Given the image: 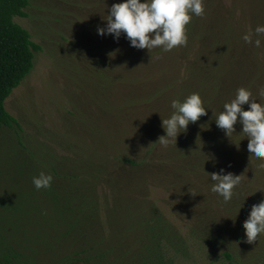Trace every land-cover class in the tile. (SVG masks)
I'll list each match as a JSON object with an SVG mask.
<instances>
[{
  "label": "rangeland",
  "instance_id": "obj_1",
  "mask_svg": "<svg viewBox=\"0 0 264 264\" xmlns=\"http://www.w3.org/2000/svg\"><path fill=\"white\" fill-rule=\"evenodd\" d=\"M220 2L225 10L234 2L242 4L237 13L245 6V12L247 8L252 12L245 19L253 20L254 27H264V0L254 1L250 7L245 5L249 0ZM25 12V17H14L13 21L28 31L40 49L33 52L29 74L4 101L19 127H0V264H59L67 252L66 239H60L64 236L65 199L74 195L67 183L90 181L98 169L95 156L104 163L102 176L93 181L102 213L106 209L115 214L125 204L135 212L137 203L142 207L144 201H155L170 213L169 219L182 235L196 223L215 221L220 227L225 224L229 232L231 229V238L236 240L238 217L232 213L228 217L215 197L203 205L205 184L191 193L192 175L183 166L172 169L170 165L173 139L167 145L156 142L164 131L155 125L168 116L170 107L162 105L164 100H150L154 80L145 76L154 70L153 60L146 57L137 64L123 62L121 71L130 69L128 77L117 80L109 96L98 83L96 96L91 65L99 49L95 45L107 44L103 35L96 34V28L104 26L100 24L106 10L96 0H29ZM119 40L122 46L127 45L125 38ZM118 51L117 55L125 53ZM129 76H135V81H129ZM115 95L123 101L133 99L121 104ZM126 159L149 167L162 161L164 168L153 167L154 172L143 173L124 163ZM41 171L52 176L46 189H36L31 182ZM157 172L166 178L154 176ZM178 177L185 183L178 184ZM133 180L138 184L130 188L127 183ZM191 198L195 206L185 208L182 204L177 209L181 220L175 219L171 215L175 203ZM236 242L237 264H264V240L256 237L243 245ZM205 252L195 249L193 256L180 264H222L215 259L216 249Z\"/></svg>",
  "mask_w": 264,
  "mask_h": 264
},
{
  "label": "trees",
  "instance_id": "obj_2",
  "mask_svg": "<svg viewBox=\"0 0 264 264\" xmlns=\"http://www.w3.org/2000/svg\"><path fill=\"white\" fill-rule=\"evenodd\" d=\"M254 1L258 0H249L245 5L250 7ZM96 2L107 14L108 7L120 0ZM233 4L225 10L220 0H203L201 16L189 13L191 19L185 26L186 44L169 51H163L159 47L136 49L128 46V42L126 46H122V42L119 39L113 40L111 34L103 35L107 44L95 45L99 49L96 61L91 65V74L96 79L94 94L97 96L95 88L100 84L109 96L116 88L117 80L123 78L124 81L128 77L130 69L121 71L123 62L133 61L137 64L147 57L154 63V70L145 76L154 80V97L151 95L147 99L153 97L150 100L154 99V103L164 100L162 105L168 104L170 107L172 99L183 100L193 92L199 93L206 114L196 122H190L186 130L173 140L170 165H173L172 169L183 166L186 173L192 175L191 184L189 183L191 193L198 191V185L205 184L207 196L204 197L203 205H207L210 198L215 197L218 206L228 217L231 213L238 217L236 240L243 245L246 238L241 224L250 206L264 199V167L260 166L259 159H247L244 152L247 138L241 137L238 122L233 125V132L225 135L224 130L216 127L214 120L216 114L222 111L223 104L234 97L235 90L239 87L245 88L250 95L249 101L241 106L242 112L247 110L248 103L264 106V94L258 95L264 90V37L259 38V47L246 44L241 39L242 34L254 30L257 25L254 27L251 23L253 20L245 19L252 13L251 10L248 11L247 8L245 12L244 6L238 14V8L242 4ZM28 5L29 0H0V127H19L17 121L6 111L4 101L29 74L33 67V52L40 49L39 45L31 41L28 31L13 21L14 17L26 16L25 9ZM102 24L104 21L100 25ZM120 37L124 39L123 33ZM253 39H256L254 35ZM101 50L104 52L100 54ZM116 50H121L118 53H122V50L125 53L117 55ZM113 52L115 54H109ZM131 52L133 54H129ZM128 79L134 82L136 78L129 76ZM121 97L117 98L115 95L121 104L133 99L127 97L123 101ZM171 112L170 107L168 116ZM157 128H162L161 122L155 125V129ZM96 157L94 163L98 169L92 173L90 181L78 185L72 181L67 183L74 195L68 194L70 199H65V216L62 220L64 236L60 239H66L67 252L62 255L59 264H180L193 256L195 249L199 253L206 250V254L216 249L215 259L222 264H237L234 254L237 242L232 240V231L230 229L229 232L225 224L220 227L215 221L210 224L206 221L199 222L194 227L191 226L186 235H182L169 219L170 213L166 214L155 201H144L147 204L143 203L142 207L137 203L138 209L135 212L130 209L131 205L125 204L115 214L113 211L107 213L106 209L102 213L93 181L102 176L104 163L99 161L101 157ZM123 162L130 167H138L135 169L143 173L154 172L153 167L156 170L164 168L162 161H155L150 167L130 159ZM221 170L233 176L239 175L241 181L233 188V195L227 203H221L218 194L209 190L213 182L205 174L219 173ZM158 175L166 178V174H154L157 178ZM182 177H178V184L185 183ZM127 184L133 188L138 183L133 180ZM182 204L189 208L195 206V200L191 198L180 205L175 203L176 208L171 211L175 219L181 220L177 209ZM257 237L264 240V233Z\"/></svg>",
  "mask_w": 264,
  "mask_h": 264
},
{
  "label": "clouds",
  "instance_id": "obj_3",
  "mask_svg": "<svg viewBox=\"0 0 264 264\" xmlns=\"http://www.w3.org/2000/svg\"><path fill=\"white\" fill-rule=\"evenodd\" d=\"M189 13L201 16L203 0H120L108 7L103 20L104 26L97 27L96 34H111L113 40H118L123 33L130 47L147 50L159 47L163 51H169L186 44L185 26L191 19ZM253 35L256 39H253ZM260 37H264V27L257 26L254 30L242 34L241 39L246 44L251 43L253 47H259ZM261 94H264V90L258 93ZM249 98L245 88H237L234 97L224 103L222 111L216 114L214 123L227 135L233 132V125L238 122L241 137L247 138L244 146L247 159H259L260 166L264 167V106L248 103L247 110L242 112L241 106H244ZM170 107V115L161 120L164 135L156 140L161 145H167L170 138L175 141L190 122L194 123L206 114L197 92L187 95L183 100L172 99ZM235 146L238 147V144ZM205 174L213 182L209 190L218 194L221 203L230 200L233 188L241 182L239 175L226 174L223 170ZM51 181L52 176L43 171L31 180L36 189L48 188ZM241 227L246 242L249 243L255 240L258 234L264 233V199L250 206Z\"/></svg>",
  "mask_w": 264,
  "mask_h": 264
}]
</instances>
